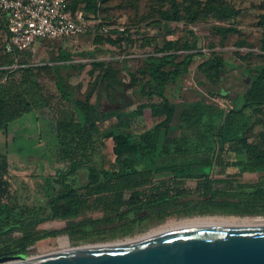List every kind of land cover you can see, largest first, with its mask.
<instances>
[{
    "label": "trees",
    "instance_id": "1",
    "mask_svg": "<svg viewBox=\"0 0 264 264\" xmlns=\"http://www.w3.org/2000/svg\"><path fill=\"white\" fill-rule=\"evenodd\" d=\"M69 3L73 11L83 9L89 19L96 18L94 15L101 9L98 0H70ZM198 5L197 0H188L184 6L177 0H171L170 9L160 10V15L165 20L188 18V21L196 22L209 15L232 20L239 13L238 9L218 1L207 0L201 8ZM182 7L185 16L181 14ZM105 22L100 21L99 25L107 24ZM260 25L264 29V12L260 14ZM218 30L228 34L238 31V28L229 25L218 27ZM96 33V49L83 53L95 56L102 41L123 47L126 39L121 32L116 36ZM261 44L264 50V32ZM161 50L162 54L151 53L146 57L148 79L146 83L140 82L136 89H133V73H130V81L110 79L106 63L93 61L91 75L105 68L102 76L104 91L101 92L104 100L99 103L90 101L92 90L85 98H79L75 87L69 88V78L84 69V64L77 65L72 61L70 50L61 49L57 56L59 62L55 65L31 63L14 69H0L3 70L0 75V132L8 133L13 124L21 123L36 111L49 110L54 123L47 137L48 144L60 161L68 162L66 167H59L55 175L45 177L44 204L19 206L11 201L7 178L9 153L32 152L29 149L32 141L25 138L28 129L20 127L12 141L0 145V240L12 236L15 231L22 232L15 240L17 245H6L0 249V256L24 250L28 242L60 232L89 237L98 232L100 223L108 225L109 229L104 231L111 230L116 235L119 232L131 233L146 220H163L179 214L264 215V183H248L236 177L245 172L264 170V131L256 134L257 140H252L253 123H244V130H226L225 126L234 124V116L229 113L219 121L210 118L204 123L207 128L204 132L209 136L205 144L199 141L186 143L175 136V130L180 127L179 123H173L179 115L178 106L167 97V84L189 72L190 65L204 53L201 50L187 52L179 59L175 52V38L167 39ZM22 51L18 55L22 54L31 61L33 52L30 48ZM235 54L242 60L249 57L239 51ZM14 57L0 53V66L10 63ZM228 65L230 62L215 52L197 64V70L217 87L211 94L228 95V89L223 86ZM247 71L248 86L232 99V112H240L247 107L264 109V62L250 63ZM45 77L54 81L56 91L42 80ZM92 82L93 85L97 80ZM132 89L138 94L139 103L136 108L121 111L133 103ZM105 102L111 107H106ZM147 108L156 122L147 131L136 134L133 123L143 116ZM109 113H116L117 122L105 132L99 120ZM152 130L159 132L158 141L154 144L146 136ZM107 139L112 140L114 157L101 153ZM79 149L84 153L80 154ZM97 154L101 156L100 162L94 159ZM230 168L236 169V176L213 175L225 174ZM82 169L86 170L87 183L77 187L70 178ZM188 179L196 180V185L186 186ZM97 209L102 210L101 217L85 215ZM81 216L82 219L78 220ZM54 219H65L67 224L61 230L38 233L39 224ZM112 223L118 224L109 226Z\"/></svg>",
    "mask_w": 264,
    "mask_h": 264
},
{
    "label": "rangeland",
    "instance_id": "2",
    "mask_svg": "<svg viewBox=\"0 0 264 264\" xmlns=\"http://www.w3.org/2000/svg\"><path fill=\"white\" fill-rule=\"evenodd\" d=\"M197 1L199 3L198 7L201 8L207 0ZM212 1L223 2L238 9L239 13L232 20L229 18H218L213 15L199 18L196 22H190L188 18L165 20L160 15V10L170 9L171 0H98L101 9L96 15L93 14L96 17L93 21H106L105 23L107 24L105 25L108 31L115 36L118 32H121L126 39H129V41L124 40L123 47L112 46L106 41H102L100 44L101 48L95 51V56L83 53V51L96 49L94 39L98 34L95 31L70 39H43L30 48L33 52L31 61L26 60L28 58H24L19 53L20 55L11 59L10 63L0 66V69H14L31 63L35 65H55L59 62L57 61V56L60 50H70L72 52V61L77 65L84 64V69L69 78V88L75 87L76 95L79 98H85L88 91L92 90L93 94L89 95L90 101L99 103L104 100L101 98V92L104 91L102 89V76L105 68L91 75L90 70L93 67V61L102 60L106 63V67L109 68L110 79L121 78L130 81V73H133V89H136L140 82L146 83L148 79L145 71L146 57L151 53L162 54L161 49L167 39L175 38V52L178 54L179 59L187 52H196L197 50H201L204 55L196 58L190 65L191 70L189 72L181 75L175 82L167 84L166 95L178 106L177 113L179 115L174 118L173 123H179L180 127L175 130L174 135L186 143L193 144L199 141L205 144L209 136L204 132L207 129L204 123L210 118L219 121L229 113H232L234 124L233 126L230 124L225 126V129L229 131L244 130V123L246 125L253 123L255 126L251 139L257 140L256 134L264 131V109L247 107L240 112H232L230 109L233 106L232 99L243 93L248 86L247 66L250 63L258 64L264 62V50L261 44L264 29L260 25V14L264 12V0ZM177 2L184 6L188 0H177ZM181 9L182 16H185L184 7ZM229 25H235L238 31L224 34L218 30V27H227ZM109 32L101 34L108 36ZM130 40L133 42L131 43ZM235 51H239L241 54H248L249 57L246 60H242L236 56ZM213 52L222 55L230 62L224 73L223 86L228 89V95L226 96L211 94V91L216 90V85L197 70V64ZM252 73L255 74V71L252 70ZM1 74H3V70L0 71ZM95 79L97 83L92 85V81ZM42 80L46 81L53 91H56L53 80L48 77ZM133 89L130 90L133 103L121 111L136 108L138 105L139 96ZM106 107H111V104L106 103ZM219 114H222V116L220 117ZM51 117L49 110L36 111L35 115H28L21 123L13 124L8 133L0 132V145L5 141H12L13 136L20 127L28 129L25 132V138L32 141V147L30 146L29 148L32 151L31 153H9L7 178L10 181L11 201L19 206L33 207L44 204L46 197L45 177L55 175L59 167L68 165L67 161H60L57 158L56 151L48 144L47 137L54 123ZM116 122V113L105 114L99 120L102 130L105 132L115 125ZM155 122L156 119L152 116L151 110L147 108L143 116L135 119L133 130L136 134H140L151 128ZM146 136L154 144L158 141L159 132L152 130ZM82 149H79L80 154L84 153ZM101 153L114 157L111 139L105 141V146H103ZM94 159L100 162L101 156L97 154ZM227 174L232 175L231 177L236 176V169L230 168L225 174L213 173L215 177H225ZM236 177L248 183H264V170L245 172ZM70 180L77 187H83L87 183L86 170H79ZM185 185L194 187L196 180L188 179ZM81 189L83 190V188ZM85 215L98 218L103 215V212L97 209L88 211ZM205 215L264 216L263 214L241 215L222 212L179 214L163 220H146L135 231L131 233L119 232L116 235H113L111 230L104 231V229H109V227L104 223H100L97 226L98 232H93V235L89 237H83L81 234L70 236L67 232H60L54 236L30 241L24 250L20 249L16 253H7L5 255L23 253L27 257H36L79 246L125 241L127 238H135L155 232L168 222ZM82 217L77 219H82ZM66 224L67 220L65 219L48 220L39 224L37 231L40 234H46L53 230H61ZM117 224L112 223L109 226ZM21 235L22 232L15 231L12 236H5L0 240V249L8 244L15 247L17 245L15 240ZM20 259L15 258L4 262Z\"/></svg>",
    "mask_w": 264,
    "mask_h": 264
},
{
    "label": "water",
    "instance_id": "3",
    "mask_svg": "<svg viewBox=\"0 0 264 264\" xmlns=\"http://www.w3.org/2000/svg\"><path fill=\"white\" fill-rule=\"evenodd\" d=\"M15 258L11 262H4ZM0 264H264V222L198 220L116 243L36 257L0 256ZM4 262V263H2Z\"/></svg>",
    "mask_w": 264,
    "mask_h": 264
},
{
    "label": "built area",
    "instance_id": "4",
    "mask_svg": "<svg viewBox=\"0 0 264 264\" xmlns=\"http://www.w3.org/2000/svg\"><path fill=\"white\" fill-rule=\"evenodd\" d=\"M70 0H0L8 35L7 51L25 50L43 39H70L85 33L109 32L89 19L83 9L73 11ZM110 36H115L109 32ZM108 35V36H109Z\"/></svg>",
    "mask_w": 264,
    "mask_h": 264
},
{
    "label": "bare ground",
    "instance_id": "5",
    "mask_svg": "<svg viewBox=\"0 0 264 264\" xmlns=\"http://www.w3.org/2000/svg\"><path fill=\"white\" fill-rule=\"evenodd\" d=\"M198 220H227V221L264 222V216H244V217H241V216H236V215H231V216H228V215H205V216L188 217V218H183L179 221H172V222L165 223L157 231L163 229L164 227L182 224V223H186V222L198 221ZM157 231H155V232H157ZM152 233H154V232H152ZM148 234H150V233H148ZM128 239H131V238H127V240ZM119 242H121V241H119ZM112 243H116V242H112ZM9 262H11V261H9Z\"/></svg>",
    "mask_w": 264,
    "mask_h": 264
},
{
    "label": "crops",
    "instance_id": "6",
    "mask_svg": "<svg viewBox=\"0 0 264 264\" xmlns=\"http://www.w3.org/2000/svg\"><path fill=\"white\" fill-rule=\"evenodd\" d=\"M8 35V28H7V23L5 17L0 13V53L7 54L9 53L13 57H17L18 53L17 52H23L22 50L20 51H7L5 49V42L7 39ZM17 51V52H16Z\"/></svg>",
    "mask_w": 264,
    "mask_h": 264
}]
</instances>
